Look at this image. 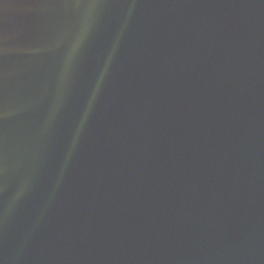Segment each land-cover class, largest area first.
I'll use <instances>...</instances> for the list:
<instances>
[{
    "label": "water",
    "instance_id": "water-1",
    "mask_svg": "<svg viewBox=\"0 0 264 264\" xmlns=\"http://www.w3.org/2000/svg\"><path fill=\"white\" fill-rule=\"evenodd\" d=\"M0 264H264V0H0Z\"/></svg>",
    "mask_w": 264,
    "mask_h": 264
}]
</instances>
